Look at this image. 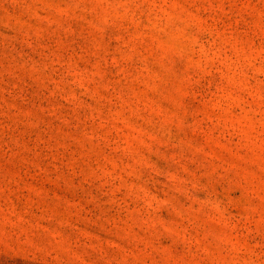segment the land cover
I'll use <instances>...</instances> for the list:
<instances>
[{
  "label": "rangeland",
  "instance_id": "rangeland-1",
  "mask_svg": "<svg viewBox=\"0 0 264 264\" xmlns=\"http://www.w3.org/2000/svg\"><path fill=\"white\" fill-rule=\"evenodd\" d=\"M0 264H264V0H0Z\"/></svg>",
  "mask_w": 264,
  "mask_h": 264
}]
</instances>
